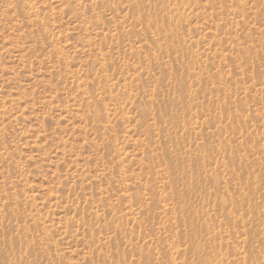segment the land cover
<instances>
[{
  "label": "rangeland",
  "instance_id": "1",
  "mask_svg": "<svg viewBox=\"0 0 264 264\" xmlns=\"http://www.w3.org/2000/svg\"><path fill=\"white\" fill-rule=\"evenodd\" d=\"M0 264H264V0H0Z\"/></svg>",
  "mask_w": 264,
  "mask_h": 264
}]
</instances>
